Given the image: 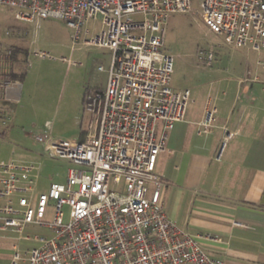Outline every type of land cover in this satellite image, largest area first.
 Returning <instances> with one entry per match:
<instances>
[{
  "label": "built area",
  "instance_id": "built-area-1",
  "mask_svg": "<svg viewBox=\"0 0 264 264\" xmlns=\"http://www.w3.org/2000/svg\"><path fill=\"white\" fill-rule=\"evenodd\" d=\"M191 4L0 0V15L14 23L4 31L6 38H25L29 24L37 27L42 20L55 19L70 29L72 46L110 51L108 66H97L107 74L105 87L88 90L83 97L88 114L83 138L35 136L48 156L77 166L67 170L65 182H51L47 190L38 191L33 164L0 160V230L19 234L9 264H226L201 245L204 237L219 238L188 233L168 218L161 198L157 158L161 153L173 156L166 144L168 132L184 119L190 100L188 89L171 86L173 58L163 51L164 25L171 13L193 11L226 46L255 51L264 70V0H199L194 10ZM8 45L0 48V103L16 93L12 72L17 61ZM30 54L51 58L38 49ZM28 56L29 51L26 64ZM196 57L210 65L214 46L198 49ZM223 93L217 87L205 99L196 135L212 131ZM1 111L0 129L11 119ZM224 131L227 139L231 132ZM22 240L35 245L21 249Z\"/></svg>",
  "mask_w": 264,
  "mask_h": 264
},
{
  "label": "rangeland",
  "instance_id": "rangeland-1",
  "mask_svg": "<svg viewBox=\"0 0 264 264\" xmlns=\"http://www.w3.org/2000/svg\"><path fill=\"white\" fill-rule=\"evenodd\" d=\"M191 1L192 9H197L199 0ZM13 25L12 20L0 15V48L8 43L22 44L27 47L29 56L27 64L24 61L26 56L25 58L20 56L21 60L20 58L17 60L16 69L25 70V75L16 83V93L19 91L17 99L0 103V109L5 110L11 118L8 125L0 129V132H5L4 136L0 137V160L33 164L37 168L38 188L45 190L51 182H65L67 170L77 166L64 158L48 156L42 144L35 140V136L46 134L59 139L80 137L88 116L83 104L84 94L88 90L105 87L107 74L99 72L97 66H108L110 51L81 43L72 46L71 31L61 20H42L37 27L29 24L28 35L25 38L4 37L6 28ZM164 28L163 51L173 58L171 86L177 91L185 89L190 91V100L184 116L186 120L197 117L207 96L214 94L217 88L215 86L220 85L224 80L222 84L225 92L230 91L235 76L243 77L245 66L251 69L256 63L255 51L247 47L233 49L226 46L220 36L201 25L193 11L169 14ZM211 45L215 49L214 61L208 66L198 63L197 50L207 49ZM35 49L45 51L51 58L33 56L30 52ZM62 57L65 60H62ZM263 73L264 70L258 69L260 77ZM224 77L230 79L226 81ZM249 78L251 76H247V80L242 84L249 82L253 84ZM261 86L259 85L258 88ZM229 97L226 95L223 99ZM255 117V124L263 123L260 116ZM248 127V121L243 122L236 132L234 129L230 131L231 135L227 139L223 138L225 131L220 138H218L219 133L208 138L205 136L210 142L218 139L214 156L222 142H225L221 151V156L225 157L237 142L240 144L241 137H238V131L242 130L245 133ZM164 167H166L165 157L160 156L157 172ZM164 191L165 188L162 187L161 194ZM168 193L166 209L169 214L175 212L182 216L189 215L190 219L202 225L212 221L213 217H205L203 209L195 205L192 210H186L188 199L186 192L180 196L173 211L171 204L175 194L170 191ZM64 212L66 220L67 208H64ZM46 218H50V215L46 214ZM29 230L43 232L38 228L30 227ZM18 237V233L12 234L13 239ZM19 245L23 249L35 244L22 240L19 241Z\"/></svg>",
  "mask_w": 264,
  "mask_h": 264
},
{
  "label": "crops",
  "instance_id": "crops-1",
  "mask_svg": "<svg viewBox=\"0 0 264 264\" xmlns=\"http://www.w3.org/2000/svg\"><path fill=\"white\" fill-rule=\"evenodd\" d=\"M258 69L263 70L258 67L257 60L253 68L245 66L243 77L235 76L237 80L233 81L230 91L225 92L224 80L223 84L215 86L224 93L218 97L216 123L205 136L219 133L220 138L225 129L236 132L248 121L247 131H238L240 144L237 142L225 157L221 156V144L214 156L218 139L210 142L205 136L196 135V123L203 113L204 101L196 118L183 119L170 130L166 144L173 150V156L159 154L155 167L166 191L161 198L168 218L190 234L218 237L219 240L204 237L201 245L209 255L223 259L226 264H264V73L260 77ZM247 76H251L249 80L253 84H242ZM18 92L11 94L7 101L16 100ZM226 95L230 97L225 100ZM255 116H260L263 123L255 124ZM83 134L82 130L80 139ZM160 156L165 157L166 167L157 172ZM36 188L45 191L38 188V181ZM169 191L175 194L171 204L173 211L180 196L186 192V210H192L195 205L203 209L205 217H213L212 221L202 225L189 215L169 214L166 209ZM13 233L0 230V264L10 263L11 246L17 241L12 238Z\"/></svg>",
  "mask_w": 264,
  "mask_h": 264
},
{
  "label": "trees",
  "instance_id": "trees-1",
  "mask_svg": "<svg viewBox=\"0 0 264 264\" xmlns=\"http://www.w3.org/2000/svg\"><path fill=\"white\" fill-rule=\"evenodd\" d=\"M8 46L12 49V55H13L12 58L16 61L20 58V56H24L23 58H25V56L28 53L27 47L22 44L13 43V44H9ZM19 60H21V58ZM24 75H25L24 69L14 70L12 72V78L14 81L17 82L20 81ZM0 134L3 135V133Z\"/></svg>",
  "mask_w": 264,
  "mask_h": 264
}]
</instances>
